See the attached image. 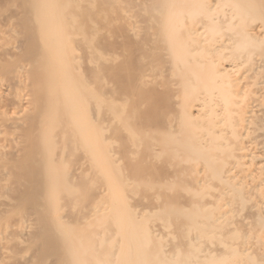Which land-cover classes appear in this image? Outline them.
Segmentation results:
<instances>
[{"label":"bare ground","instance_id":"1","mask_svg":"<svg viewBox=\"0 0 264 264\" xmlns=\"http://www.w3.org/2000/svg\"><path fill=\"white\" fill-rule=\"evenodd\" d=\"M23 2L20 14L0 21V158L25 150L43 126L54 129L48 139H38L46 151L38 176L50 190L51 217L45 223L60 232L62 178L52 179L60 160L54 149L58 140L72 137L91 147L97 120L89 102L93 67L79 54L92 51L91 36L72 30L77 16L90 19L93 10L80 0ZM146 3L159 11L152 52L160 60L167 57L172 72L162 82L169 109L160 130L169 133L161 139L168 152L179 155L174 173L189 175L206 192L189 198L186 221L168 255L154 230L137 228L133 236L127 222L117 224L122 264H264V0ZM14 207L11 200L0 202L3 262L14 256L10 242L28 246L20 237L5 236L9 226L21 236L28 231L26 209ZM76 222L57 260L114 264L108 247L100 248L102 241L77 229ZM42 247L55 252L60 246L51 241Z\"/></svg>","mask_w":264,"mask_h":264},{"label":"rangeland","instance_id":"2","mask_svg":"<svg viewBox=\"0 0 264 264\" xmlns=\"http://www.w3.org/2000/svg\"><path fill=\"white\" fill-rule=\"evenodd\" d=\"M23 3L0 0V21L20 14ZM80 5L93 10L90 19L77 16L72 29L78 36H91L93 44L90 53H79L80 60L93 67L89 102L97 120L92 146L77 137L56 143L54 154L60 153V160L53 164L52 179L62 178L57 201L60 232L45 223L51 217L50 190L38 176L46 153L38 139H48L54 129L43 126L25 150L8 151L0 158V202L13 201V211L26 209L29 226L23 236L12 226L6 229V238L20 237L28 246L10 242L14 256L3 262L5 243L0 239V264H70L57 260L56 254L70 238L74 221L77 229L93 232L102 241L100 248L108 247L114 264L125 259L123 232L117 225L126 226L124 222L133 236L137 228L154 230L168 255L186 221L183 212L189 198L206 192L189 175L174 173L179 155L168 152L161 139L169 133L160 130L163 111L169 109L162 82L171 79L172 72L169 59H158L151 48L159 37L158 30L154 32L159 11L146 0H80ZM177 207L181 212L174 210ZM51 241L60 246L55 252L42 247Z\"/></svg>","mask_w":264,"mask_h":264}]
</instances>
